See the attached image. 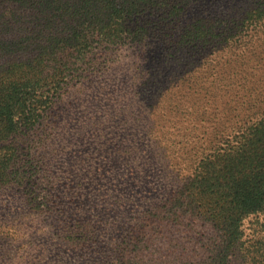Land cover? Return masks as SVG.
<instances>
[{"label":"trees","instance_id":"1","mask_svg":"<svg viewBox=\"0 0 264 264\" xmlns=\"http://www.w3.org/2000/svg\"><path fill=\"white\" fill-rule=\"evenodd\" d=\"M0 208V264H227L264 211V0H0Z\"/></svg>","mask_w":264,"mask_h":264},{"label":"rangeland","instance_id":"2","mask_svg":"<svg viewBox=\"0 0 264 264\" xmlns=\"http://www.w3.org/2000/svg\"><path fill=\"white\" fill-rule=\"evenodd\" d=\"M246 1L247 0H232L235 10L238 9L241 6V4ZM217 2L219 3V1ZM218 3L216 6H214L212 11L216 12L217 7L219 5L220 6L224 5V4H220V3L218 4ZM221 7L222 9H225V10L228 9V6L226 5L221 6ZM198 11H199V4L189 9L187 13L185 14L186 18H184L183 20H190L194 18L199 13ZM147 20L154 21V23L156 24L155 29H157L158 32H160V29H164L166 30V32L171 31V30H168L170 29L168 21L160 20V18H157V15L149 16ZM58 25H60V22L56 20L55 22H52L49 26L53 28V27H57ZM41 26H44V25H41ZM159 35L163 36L165 34L160 32ZM190 55L193 56L195 54L190 52ZM195 57H193V59ZM156 62H160V61L156 60ZM3 222L6 225H8L10 223V220L4 219ZM242 232H243V236L241 239L242 247L231 251L227 255V258H226L227 264H264V211L259 212L257 214H253L245 218L242 224ZM41 242H43V238L32 239V238L26 237L22 245H25L30 250L32 248H35V250H37V249H40L39 246ZM193 243H194L193 245L196 246L195 242ZM12 248H13V245L10 246V251L12 250ZM12 251H14V249ZM37 254H38V251H35L33 253L31 252V255L33 258H36ZM97 254H98L97 257L99 258L101 257V255L104 254L103 251L101 250V247ZM12 258H13V255H12ZM193 261H195V259L189 260L187 264H193ZM16 263L20 264L19 259L17 257L13 259L10 258V259L5 260L4 262H1V264H16ZM101 264H104V263L101 261Z\"/></svg>","mask_w":264,"mask_h":264}]
</instances>
